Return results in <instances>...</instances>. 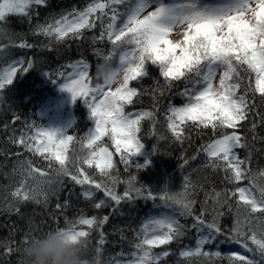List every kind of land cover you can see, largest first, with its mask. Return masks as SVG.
Wrapping results in <instances>:
<instances>
[{"label":"snow or ice","instance_id":"1","mask_svg":"<svg viewBox=\"0 0 264 264\" xmlns=\"http://www.w3.org/2000/svg\"><path fill=\"white\" fill-rule=\"evenodd\" d=\"M46 3L47 0H0V36L9 39V44L0 45V48L12 44L2 27L9 15H24L31 19L32 7ZM121 5L125 6L123 12L119 11ZM150 7L152 10L144 14ZM105 17L108 23L104 25L100 38L106 35L113 49L103 60H112L113 55L120 51L117 66L118 72L122 69V74L119 82L114 88L100 83L95 72L97 83L93 86L89 65L80 61L71 65L72 72L60 83L63 90L71 93L73 101L77 98L84 101L94 122L87 136L79 141L82 150H86L85 158H78L74 171L69 167L73 164L68 154L69 145L74 137L68 135L66 129L33 126L35 132L32 135L21 133L18 138H12V143L39 155L48 161L50 168L53 164L58 165L56 176L70 177L82 187L81 194L85 199H93L94 190L102 191L107 199L95 203L96 209L108 206L109 201L116 206L138 199L153 203L152 214L137 233V242L133 246L135 251L121 253L120 259L113 258L109 264H160L162 256L169 253L154 249L169 245L185 235V226L175 218L176 214L191 217L190 227L197 234L195 247L181 251L182 257H220V251L207 252L204 247L224 236L225 242L244 250L230 252L227 256L229 264H264V183L255 182L256 176L245 167L248 158L240 159L236 151L247 147L238 129L243 127V122L248 120L255 107L249 102L248 93L251 92L253 98L259 94L264 100V0H92L85 8L73 9L53 23L37 24L34 34L55 37L61 42L69 37L82 36L84 30L95 28L98 20L103 25ZM176 29H180L181 38L174 41L169 37ZM18 47L30 48L32 45L21 41ZM149 65L158 66L169 84L180 80L191 84L181 93L186 101L182 106H168L167 128L172 135L181 140L189 124L200 129L210 128L215 138L203 149L208 164L214 169L222 168L225 179L231 183L249 180V185L237 186L231 192V196L236 198L237 217L230 234L224 233L216 216L211 220L206 218L207 209L202 208L198 213L194 210L195 201L190 199L187 178L183 190L177 192L165 190L154 193L144 185L136 187L132 183L135 177L127 182L129 187L123 194L116 191L115 186L121 181L111 174L116 165L113 152L103 143L104 138L111 141L125 165L143 149L144 144L138 136L141 122L145 119L155 121L156 112L143 110L133 113L125 109L139 94L130 82L147 76ZM31 67V61L15 60L0 71V91L11 85L19 72H27ZM220 69L223 71L219 82L214 84ZM241 72L248 78L244 94L239 93L243 79ZM252 128H256L255 123ZM24 164L25 178L12 196L23 201L35 200L39 196L47 199V193L40 186L54 182L48 178L51 171L34 167L30 160ZM85 165L95 167L100 176L109 178L110 183L89 175ZM145 166L136 164L137 168ZM259 177L264 180V172L259 173ZM29 179L35 181L31 188L25 187ZM220 195L216 193L213 199L218 200ZM57 207L61 205L57 204ZM241 208L247 213L243 221L239 216ZM164 214H170L174 219L165 221L161 218ZM108 220V216L98 220L95 216L81 215L75 223L69 222L68 227L55 231L73 241L88 240L90 230L102 227ZM36 236L26 233L22 243L26 244ZM104 239L101 233V244ZM19 248L8 247L5 254L18 252ZM101 251L100 247L95 249L98 256ZM257 254L261 258L259 261L255 258Z\"/></svg>","mask_w":264,"mask_h":264},{"label":"trees","instance_id":"2","mask_svg":"<svg viewBox=\"0 0 264 264\" xmlns=\"http://www.w3.org/2000/svg\"><path fill=\"white\" fill-rule=\"evenodd\" d=\"M91 2L92 0H47L46 5L32 7L31 19L24 15H9L2 25L12 44L7 48H0V69L12 59L31 61L32 67L27 72H19L11 85L0 91V264H18V252L11 255L5 253L8 247H21L26 233L40 235L57 228H65L69 226V222L75 223L81 215L95 216L98 220L103 216L109 217L102 227L92 228L88 237L91 250L94 252L100 247L102 259L105 264H109L113 258L120 259L121 253L135 251L133 246L137 242V233L152 214L150 210H153V203L143 199L124 201L119 206L109 201L108 206L94 208L95 203L107 199L102 191L94 190V198L85 199L81 194L82 187L71 181L70 177L56 176L55 168L58 165L53 164L50 168L48 161L39 155L26 151L22 145L12 143V138H18L21 133L32 135L35 127L46 126L49 118L44 116V105L51 97L62 94L60 83L72 71L71 65L78 61L88 63L93 86L97 83L96 66L113 49L106 35L100 38L104 25L108 23L107 17L104 18L103 25L98 20L96 27L84 30L82 36L69 37L61 42L55 37L34 34L37 24L53 23L69 11L81 10ZM124 10L125 6H119V11ZM21 41H27L32 47H18ZM6 44H9V39L0 36V45ZM119 55V50L113 55L111 62L114 65L118 64ZM241 76L243 79L239 93L244 94L248 78L243 72ZM130 86L136 87L139 94L134 97L132 104L126 105V112L155 111L156 119H145L141 122L138 136L146 152L133 157L128 165L120 160L111 141L104 138L103 143L114 154L113 161L116 166L111 174L121 181L116 184V191L123 194L125 188L129 187L127 182L135 177L132 183L136 187L144 185L154 193L165 190L177 192L183 190L187 178L190 199L195 201L194 210L198 213L202 208L207 209L206 218L211 220L216 216L224 233L230 234L237 217L236 198L231 196V192L237 186L249 185V180L245 179L238 184L231 183L225 179L222 168L214 169L208 164V157L203 149L215 138L210 128L200 129L189 124L181 140H177L167 128L168 106H181L186 102L181 93L186 86L191 87L189 81H173L169 84L160 74L158 66L149 65V74L130 82ZM248 96L249 102L254 103L255 107L252 108L248 120L243 122V127L238 129L245 138L247 147L236 151L240 159L248 158L245 167L256 176L255 182L264 183L259 177V173L264 172V100H261L259 94L253 98L249 92ZM73 113L74 121L66 130L68 135L74 137L68 152L73 161L69 167L74 171L75 162L81 157L82 151L86 152L82 150L79 141L87 136L89 129L94 127V122L81 98L75 100ZM253 123L256 124L254 130ZM29 160L34 167L51 171L48 178L54 182L40 186L47 193V199L39 196L35 200L23 201L12 196L25 178L24 162ZM137 163L146 166L137 168ZM84 167L98 181L110 183L109 178L100 176L95 167ZM34 185L35 181L29 179L25 187L31 188ZM216 193H221L218 200L213 199ZM256 194L259 195L258 192ZM57 204L61 207L58 208ZM246 215L241 208L239 216L242 221ZM175 217L185 226V235L169 245L154 249L156 252L169 253L166 257L162 256L160 264H229L227 256L232 252L230 246L233 244L225 242L224 236L204 247L207 252L220 251V257H182L181 251L195 247L197 234L190 227L191 217H181L178 214ZM101 233L105 238L103 244L100 243ZM255 258L258 261L261 259L258 254Z\"/></svg>","mask_w":264,"mask_h":264},{"label":"clouds","instance_id":"3","mask_svg":"<svg viewBox=\"0 0 264 264\" xmlns=\"http://www.w3.org/2000/svg\"><path fill=\"white\" fill-rule=\"evenodd\" d=\"M122 69L111 60H103L97 65L96 77L100 83L115 86L119 82ZM86 152L82 151L81 159ZM165 221L174 219L170 214L161 217ZM18 264H105L101 255L90 248V242L83 238L71 240L55 230L37 235L18 250Z\"/></svg>","mask_w":264,"mask_h":264},{"label":"rangeland","instance_id":"4","mask_svg":"<svg viewBox=\"0 0 264 264\" xmlns=\"http://www.w3.org/2000/svg\"><path fill=\"white\" fill-rule=\"evenodd\" d=\"M152 7H155V5H152ZM152 7L148 8L144 14H147V11H151ZM180 29H176L174 33L169 37L172 40H178L181 38L179 35ZM20 60V59H12L11 62L4 64V66L0 69V71L5 70L13 61ZM80 62V61H78ZM84 62V61H83ZM86 63V62H84ZM88 64V63H87ZM223 70L220 69L217 71L214 84H218L220 74ZM72 72V71H71ZM115 86H113L114 88ZM62 94H60L58 97H51L44 105L43 112L45 113V118H49V122L46 124L45 127L48 128H57V129H67L68 125L74 121V113H73V106L74 102L72 99V95L67 90H61ZM182 106V105H181ZM133 113H138L140 110L131 111ZM110 150V149H109ZM111 151V150H110ZM146 149L145 146L141 151L137 154H145ZM114 156V154H113ZM176 218V217H175ZM193 249V248H192ZM231 251H241L244 250L239 248L238 245H231L230 246ZM249 254V253H246Z\"/></svg>","mask_w":264,"mask_h":264}]
</instances>
